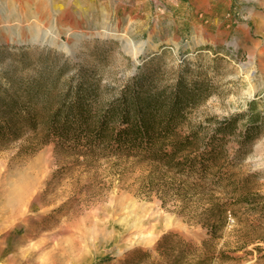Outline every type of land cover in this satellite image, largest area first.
Wrapping results in <instances>:
<instances>
[{"label": "rangeland", "instance_id": "obj_1", "mask_svg": "<svg viewBox=\"0 0 264 264\" xmlns=\"http://www.w3.org/2000/svg\"><path fill=\"white\" fill-rule=\"evenodd\" d=\"M149 66L166 83L182 70L211 83L187 129L234 122L227 179L212 198L231 209L225 228L212 238L180 200L141 193L147 168L133 160L43 144L41 125L0 148V264H264V0H0V86L10 95L40 84L39 106L51 110L85 71L107 104ZM198 199L187 209L212 205ZM134 207L158 228L147 242L120 228Z\"/></svg>", "mask_w": 264, "mask_h": 264}, {"label": "trees", "instance_id": "obj_2", "mask_svg": "<svg viewBox=\"0 0 264 264\" xmlns=\"http://www.w3.org/2000/svg\"><path fill=\"white\" fill-rule=\"evenodd\" d=\"M159 71L150 66L142 70L107 104H102L101 83L83 71L68 82L65 92H58L51 110L39 106L40 84L25 96L10 95L0 86V148L46 125L42 142H54L58 151L88 161L133 160L147 168L141 193H155L164 205L180 200V208L200 218L214 238L232 213L212 198L227 179L224 141L234 122L225 121L211 131L203 126L187 129L190 111L211 96L212 85L197 79L192 70L193 77L182 70L175 82L166 83ZM252 132L248 129L244 140H251ZM195 198H209L212 205L201 213L187 209L192 206L189 199ZM191 249L184 245L183 252Z\"/></svg>", "mask_w": 264, "mask_h": 264}, {"label": "bare ground", "instance_id": "obj_3", "mask_svg": "<svg viewBox=\"0 0 264 264\" xmlns=\"http://www.w3.org/2000/svg\"><path fill=\"white\" fill-rule=\"evenodd\" d=\"M47 1V0H46ZM42 3V2H41ZM39 4V3H38ZM36 9V8H35ZM48 9V8H47ZM42 10V8H41ZM23 11V10H22ZM39 11V10H38ZM38 13V12H37ZM45 16V15H44ZM52 19V18H51ZM45 21V20H44ZM59 21V20H57ZM8 23V22H6ZM27 23V22H26ZM15 24V22H14ZM11 25V24H10ZM37 25V24H36ZM17 26V25H16ZM44 27V26H43ZM47 27V25H46ZM33 28V27H32ZM10 29V28H9ZM37 31V30H36ZM54 31V30H53ZM71 31V30H70ZM104 31V30H103ZM52 32V31H51ZM58 32V31H57ZM109 32V31H108ZM40 33V32H39ZM38 33V34H39ZM56 33V32H55ZM115 33V31H114ZM37 34V36H38ZM53 34V33H52ZM78 34V33H77ZM101 35V34H100ZM107 36V35H106ZM126 35H124V38ZM55 40V39H54ZM54 42V41H53ZM73 45V44H72ZM67 46V45H66ZM130 212V219L124 220V222L120 225L121 230L128 229L129 232H132V234L141 236L140 239L147 242V240H150V236L154 235V233L157 232L158 228L156 226H151V217H146L145 215L142 217H138L139 211L136 209H140L137 207L133 208ZM135 215V216H133ZM155 219V218H154ZM145 242V243H146Z\"/></svg>", "mask_w": 264, "mask_h": 264}]
</instances>
